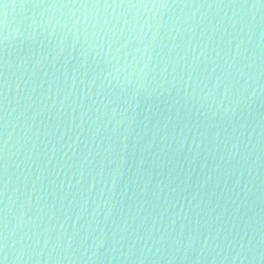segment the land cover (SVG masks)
<instances>
[{
    "label": "water",
    "instance_id": "water-1",
    "mask_svg": "<svg viewBox=\"0 0 264 264\" xmlns=\"http://www.w3.org/2000/svg\"><path fill=\"white\" fill-rule=\"evenodd\" d=\"M82 2L0 28L4 264H264V3Z\"/></svg>",
    "mask_w": 264,
    "mask_h": 264
},
{
    "label": "snow or ice",
    "instance_id": "snow-or-ice-1",
    "mask_svg": "<svg viewBox=\"0 0 264 264\" xmlns=\"http://www.w3.org/2000/svg\"><path fill=\"white\" fill-rule=\"evenodd\" d=\"M264 3V0H260ZM89 7V2H82V0H36L32 3L31 0H0V28L6 27L8 19V9L15 7ZM99 6V5H91ZM102 6L111 7L110 3H105ZM117 7L125 6L124 3L118 2ZM127 6L134 5L131 0H128ZM153 7L164 6L163 4L154 3ZM8 53L7 46L3 40H0V264H4L8 260L5 254L8 248V230H9V206L7 203L8 192V140L6 139L8 128Z\"/></svg>",
    "mask_w": 264,
    "mask_h": 264
}]
</instances>
